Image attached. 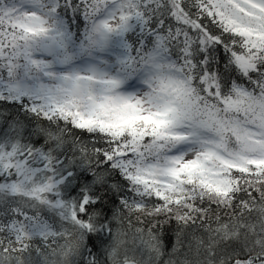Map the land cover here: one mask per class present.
Segmentation results:
<instances>
[{"label":"snow or ice","instance_id":"obj_1","mask_svg":"<svg viewBox=\"0 0 264 264\" xmlns=\"http://www.w3.org/2000/svg\"><path fill=\"white\" fill-rule=\"evenodd\" d=\"M0 264H264V0H0Z\"/></svg>","mask_w":264,"mask_h":264},{"label":"trees","instance_id":"obj_2","mask_svg":"<svg viewBox=\"0 0 264 264\" xmlns=\"http://www.w3.org/2000/svg\"><path fill=\"white\" fill-rule=\"evenodd\" d=\"M170 236H171V233H168V234L166 235V238H165V244H166V246H167V248H168L169 250H170L171 243H172L171 239H169Z\"/></svg>","mask_w":264,"mask_h":264}]
</instances>
